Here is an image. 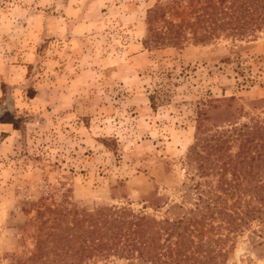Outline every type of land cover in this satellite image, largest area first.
Instances as JSON below:
<instances>
[{"label":"rangeland","instance_id":"374dc122","mask_svg":"<svg viewBox=\"0 0 264 264\" xmlns=\"http://www.w3.org/2000/svg\"><path fill=\"white\" fill-rule=\"evenodd\" d=\"M169 1L0 0V116L9 110L20 126L0 122V264L32 255L56 207L130 206L158 218L192 208L193 185L217 181L189 157L202 116L211 129L264 131V28L155 43L149 11ZM194 8L181 0L167 16L192 20ZM163 22L154 26L165 32ZM250 209L236 231L225 225V240L208 233L225 264H264V206Z\"/></svg>","mask_w":264,"mask_h":264},{"label":"trees","instance_id":"16d2710c","mask_svg":"<svg viewBox=\"0 0 264 264\" xmlns=\"http://www.w3.org/2000/svg\"><path fill=\"white\" fill-rule=\"evenodd\" d=\"M188 2L196 7L191 11L192 20L175 22L167 16L177 13L181 0H170L149 11L155 37L151 41L175 45L185 40L207 42L223 32L241 38L264 28V0ZM158 18L167 31L154 26ZM203 119L189 157L198 163L199 176L214 175L217 181L207 186L201 182L193 185L192 208L174 218H158L130 206H104L94 211L56 207L48 237L38 240L28 259H17L13 264H107L113 258L132 264H225L226 250L220 242L214 247L208 245V233L214 232L223 241L227 238L221 232L225 225L229 232L236 231L252 217L253 200L264 206V131L258 122L240 126L231 122L228 127L211 129ZM0 122L20 127L19 119L9 110L0 116ZM237 139L239 149L233 153L231 142ZM246 186L253 190L252 195L243 191ZM238 205L247 210L238 211ZM178 207L183 209L184 205Z\"/></svg>","mask_w":264,"mask_h":264}]
</instances>
